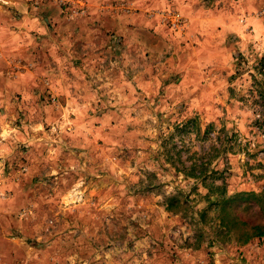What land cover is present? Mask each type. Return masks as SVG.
Instances as JSON below:
<instances>
[{"label": "rangeland", "instance_id": "obj_1", "mask_svg": "<svg viewBox=\"0 0 264 264\" xmlns=\"http://www.w3.org/2000/svg\"><path fill=\"white\" fill-rule=\"evenodd\" d=\"M261 69L264 0H0V264H264L186 175L261 192Z\"/></svg>", "mask_w": 264, "mask_h": 264}, {"label": "trees", "instance_id": "obj_2", "mask_svg": "<svg viewBox=\"0 0 264 264\" xmlns=\"http://www.w3.org/2000/svg\"><path fill=\"white\" fill-rule=\"evenodd\" d=\"M261 78L256 81V92L258 94L257 99L264 105V69L260 70ZM257 100V101H258ZM181 127L185 130L197 129L196 119H189L183 123ZM179 130V127H177ZM213 129V124H209L206 128L205 134H209ZM186 132V131H185ZM217 171H208L204 166L193 167L188 169L186 175L192 179L199 180L201 185L207 190V194L204 196L207 206L203 210L199 211L197 216L201 224H205V217L208 211L214 212V220L217 222V228L215 231L219 233L217 237L222 239L223 237H234L235 242L239 245H246L254 239L264 238V186L261 192H237L232 195H228L226 190L225 178L222 173H217L216 180L220 181L219 185L215 184V180H212L207 184V179H211ZM258 178H261L264 182V173ZM182 205L177 196L166 197L164 199L165 210L168 213L178 214L181 212ZM243 208V211L258 209L259 221L257 224H250L245 220H242L239 216V211Z\"/></svg>", "mask_w": 264, "mask_h": 264}, {"label": "built area", "instance_id": "obj_3", "mask_svg": "<svg viewBox=\"0 0 264 264\" xmlns=\"http://www.w3.org/2000/svg\"><path fill=\"white\" fill-rule=\"evenodd\" d=\"M79 9L81 10V12H84V5L79 6Z\"/></svg>", "mask_w": 264, "mask_h": 264}]
</instances>
